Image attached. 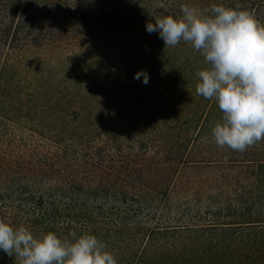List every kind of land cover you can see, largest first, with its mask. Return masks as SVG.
<instances>
[{"label": "trees", "instance_id": "16d2710c", "mask_svg": "<svg viewBox=\"0 0 264 264\" xmlns=\"http://www.w3.org/2000/svg\"><path fill=\"white\" fill-rule=\"evenodd\" d=\"M182 4L264 25V0H0V220L94 234L117 264H264L263 153L214 144L202 56L145 31Z\"/></svg>", "mask_w": 264, "mask_h": 264}, {"label": "clouds", "instance_id": "9594fccd", "mask_svg": "<svg viewBox=\"0 0 264 264\" xmlns=\"http://www.w3.org/2000/svg\"><path fill=\"white\" fill-rule=\"evenodd\" d=\"M179 15L161 14L145 23L164 46L184 42L198 52L206 67L195 73V94L214 100L221 118L210 130L218 148L244 152L264 139V25L248 12L219 4L205 13L182 4ZM142 78V79H141ZM133 79L147 84L146 71ZM69 239L48 231L34 236L24 226L0 220V252L18 264H117L107 245L94 234Z\"/></svg>", "mask_w": 264, "mask_h": 264}, {"label": "rangeland", "instance_id": "374dc122", "mask_svg": "<svg viewBox=\"0 0 264 264\" xmlns=\"http://www.w3.org/2000/svg\"><path fill=\"white\" fill-rule=\"evenodd\" d=\"M211 129V128H210ZM254 149H259L264 155V139L255 143L251 146ZM258 147V148H257ZM256 152H252L255 154ZM259 154V153H258ZM253 170V180H252V204H253V211L254 214L264 218V161L256 162L252 165ZM238 171H244V169L239 168ZM240 186H244L246 184L245 181H240ZM239 186V187H240Z\"/></svg>", "mask_w": 264, "mask_h": 264}]
</instances>
